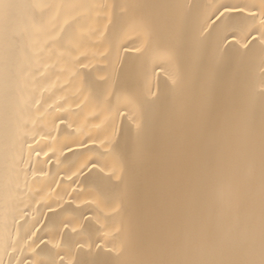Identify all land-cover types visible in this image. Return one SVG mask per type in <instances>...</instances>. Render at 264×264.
Wrapping results in <instances>:
<instances>
[{
    "label": "bare ground",
    "instance_id": "obj_1",
    "mask_svg": "<svg viewBox=\"0 0 264 264\" xmlns=\"http://www.w3.org/2000/svg\"><path fill=\"white\" fill-rule=\"evenodd\" d=\"M7 2L0 264H261L264 0Z\"/></svg>",
    "mask_w": 264,
    "mask_h": 264
},
{
    "label": "snow or ice",
    "instance_id": "obj_2",
    "mask_svg": "<svg viewBox=\"0 0 264 264\" xmlns=\"http://www.w3.org/2000/svg\"><path fill=\"white\" fill-rule=\"evenodd\" d=\"M12 5L7 2V0H0V12H6ZM34 7H40V5H34ZM223 15V13L221 14ZM178 79L174 83L178 82ZM101 264H106V262H101ZM261 264H264V261H261Z\"/></svg>",
    "mask_w": 264,
    "mask_h": 264
}]
</instances>
